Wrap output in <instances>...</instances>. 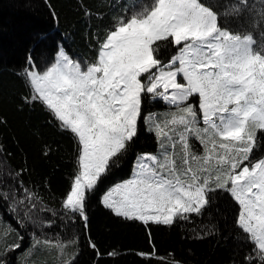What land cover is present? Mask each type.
<instances>
[{
	"label": "snow or ice",
	"instance_id": "snow-or-ice-1",
	"mask_svg": "<svg viewBox=\"0 0 264 264\" xmlns=\"http://www.w3.org/2000/svg\"><path fill=\"white\" fill-rule=\"evenodd\" d=\"M110 7L116 10L106 24L96 14L94 56L74 57L60 45L40 64L29 55L18 73L24 88L18 108L39 105L74 145L63 216L89 229V201L133 152L143 124L158 150L135 154L129 178L100 195L102 207L150 229L202 217L223 199L234 209L239 246L247 248L232 264H264V0H120ZM84 16L93 13L85 9ZM149 101L169 110L145 114ZM42 151L48 157L52 147ZM21 187L23 196L13 194L9 205L17 227L0 218V264L22 248L19 228L55 223L40 214L55 217L56 210ZM0 199L8 201L9 192L0 191ZM216 231L206 225L196 238ZM148 237L151 244L150 231ZM31 240L19 264H49L53 255L56 264H78V237L52 240L33 232ZM88 246L103 255L90 237ZM137 255L182 264L171 253L158 256L154 244Z\"/></svg>",
	"mask_w": 264,
	"mask_h": 264
},
{
	"label": "trees",
	"instance_id": "trees-1",
	"mask_svg": "<svg viewBox=\"0 0 264 264\" xmlns=\"http://www.w3.org/2000/svg\"><path fill=\"white\" fill-rule=\"evenodd\" d=\"M118 2L120 0H0V116L6 120V124L0 125V191L10 194L8 201L0 199V218L17 227L9 205L13 194L17 199L23 196L21 182L23 188L37 192L44 203L57 212L55 217L40 214L45 220L55 221L50 228L41 230L31 225L19 228L24 237L22 248L9 253L6 259L9 264H19L21 253L32 243V233L36 232L41 238L52 240L67 241L78 237V264H157L154 258L148 260L137 255L151 252L152 244L158 256L167 257L171 253L182 264L239 261L247 248L239 246L232 227L234 209L223 199L217 200L202 217L193 214L188 222L179 221L171 227L153 225L150 229L138 222L115 218L99 203L107 187L129 178L136 153L157 152L156 138L143 124L133 152L113 169L89 201V229L83 228L82 221L70 222L63 216L60 202L73 172L74 145L67 135L49 123L50 118L39 105L18 108L24 93L18 73L28 66L29 55L40 64L42 57H54L60 45L74 57L94 56L92 34L101 26L96 14L103 13L106 24L116 10L110 5ZM85 9L91 10L93 16L85 17ZM168 110L162 101H149L145 106V114L149 111L163 114ZM194 144L199 149V144L195 141ZM45 145L52 147L48 157L43 155ZM206 225H216V234L197 239L196 234ZM89 237L103 254L99 258L88 246ZM112 250L119 255L109 257L107 253ZM47 258L49 264H56L54 255Z\"/></svg>",
	"mask_w": 264,
	"mask_h": 264
}]
</instances>
